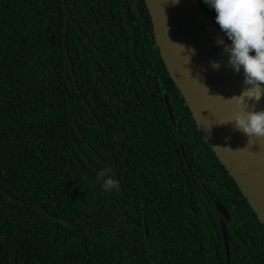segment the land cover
I'll return each instance as SVG.
<instances>
[{
	"label": "trees",
	"instance_id": "obj_1",
	"mask_svg": "<svg viewBox=\"0 0 264 264\" xmlns=\"http://www.w3.org/2000/svg\"><path fill=\"white\" fill-rule=\"evenodd\" d=\"M215 200L230 264H264L145 0H0V264H229Z\"/></svg>",
	"mask_w": 264,
	"mask_h": 264
},
{
	"label": "water",
	"instance_id": "obj_2",
	"mask_svg": "<svg viewBox=\"0 0 264 264\" xmlns=\"http://www.w3.org/2000/svg\"><path fill=\"white\" fill-rule=\"evenodd\" d=\"M145 2L167 70L184 96L198 129L264 224V138L247 137L235 130L232 123H222L230 120L237 110L230 98L238 95L244 85L242 71L236 73L228 67L223 47L214 43L220 34L218 25L199 0ZM190 49H195L194 54ZM213 60L220 62L218 69L210 66ZM165 99L174 122L168 95ZM248 103L257 110L264 109V96L258 102ZM215 205L223 216L222 233L230 264L225 220L231 219V213L217 200Z\"/></svg>",
	"mask_w": 264,
	"mask_h": 264
},
{
	"label": "clouds",
	"instance_id": "obj_3",
	"mask_svg": "<svg viewBox=\"0 0 264 264\" xmlns=\"http://www.w3.org/2000/svg\"><path fill=\"white\" fill-rule=\"evenodd\" d=\"M202 2L215 12L214 21L220 34L215 37L214 43L223 47L227 55L226 65L234 72L242 71L243 74L244 87L238 95L230 98L235 102L237 110L230 120L222 123H232L235 130L247 137L264 138V109L257 110L254 104L248 103L249 100L258 102L264 96V0H202ZM190 51L194 54L195 49ZM209 63L213 69L220 67L218 61L213 60ZM97 180L105 191L120 189L119 181L114 178L110 167L99 170Z\"/></svg>",
	"mask_w": 264,
	"mask_h": 264
}]
</instances>
